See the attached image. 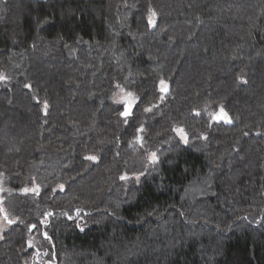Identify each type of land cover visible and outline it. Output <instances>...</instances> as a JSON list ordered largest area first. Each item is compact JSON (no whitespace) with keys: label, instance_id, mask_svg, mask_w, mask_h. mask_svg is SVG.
I'll use <instances>...</instances> for the list:
<instances>
[{"label":"trees","instance_id":"obj_1","mask_svg":"<svg viewBox=\"0 0 264 264\" xmlns=\"http://www.w3.org/2000/svg\"><path fill=\"white\" fill-rule=\"evenodd\" d=\"M0 209V264H264V0H0Z\"/></svg>","mask_w":264,"mask_h":264},{"label":"snow or ice","instance_id":"obj_2","mask_svg":"<svg viewBox=\"0 0 264 264\" xmlns=\"http://www.w3.org/2000/svg\"><path fill=\"white\" fill-rule=\"evenodd\" d=\"M155 15H156V13L152 12L151 16L149 17V24H151L153 27H155V21L153 19V17H155ZM160 86H161L160 87L161 93H166L168 89H167V85L165 84V81L163 79H161V81H160ZM25 87H30V85H25ZM121 91L123 92V89ZM160 99L163 100L164 96L162 95L160 97ZM118 102L123 103L124 111L121 112V115L123 117H125V120H127V117L131 116V114H132V107L136 103V98L133 96V94L131 92H128V93H125V98L122 101H118ZM45 109H47V103H45ZM145 111L150 112V111H152V108H145ZM195 114L199 115V112H196ZM214 119L217 122L223 121V122L229 123V124L232 123V119L228 115V113L224 110L223 105L220 106L219 113L214 115ZM136 131L138 133H143L145 131V129L143 127H140L138 129H136ZM173 131H175L177 133V135L180 137V139L183 140L185 143L188 142V136H187L184 128L177 127V128H174ZM245 135H247V133H245ZM142 141H143V137L141 136V137H139V142L141 143V146H142ZM85 159L91 160V161H96L97 157L94 155H90V156L85 157ZM150 159H151V162L153 164H156L159 162L157 154L155 152H152L150 154ZM121 179L127 180L128 177L127 176H121ZM136 179L138 180L139 177L137 176ZM60 188H61V190H63V185H60ZM24 191L27 193L28 191H30V189L26 188V189H24ZM33 191H36L38 194V190H33ZM0 211H3V210L0 209ZM4 219L5 220L8 219L7 215L4 216ZM12 222L13 221H9V223H12Z\"/></svg>","mask_w":264,"mask_h":264},{"label":"rangeland","instance_id":"obj_3","mask_svg":"<svg viewBox=\"0 0 264 264\" xmlns=\"http://www.w3.org/2000/svg\"><path fill=\"white\" fill-rule=\"evenodd\" d=\"M6 222L4 219H0V239L2 237V233L5 231L6 229Z\"/></svg>","mask_w":264,"mask_h":264}]
</instances>
